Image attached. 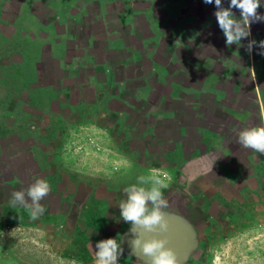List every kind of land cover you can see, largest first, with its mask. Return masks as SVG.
<instances>
[{
    "label": "rangeland",
    "instance_id": "1",
    "mask_svg": "<svg viewBox=\"0 0 264 264\" xmlns=\"http://www.w3.org/2000/svg\"><path fill=\"white\" fill-rule=\"evenodd\" d=\"M32 1L26 0L23 6L29 9ZM229 3L224 0V7ZM261 4L259 12L264 14V0ZM87 7L93 9L94 5ZM215 11L214 4L205 5L203 0H98V34L117 32L124 49L98 50V68L104 73L98 70L94 78L99 88L95 105L80 118L81 125L73 123L72 133L63 143L65 173L48 181L51 190L41 201L46 211L39 219L32 220L27 208L7 202L14 191L44 179V172H35L31 163L4 172L0 163V176L7 179L6 185L0 183V201L6 203H0V264H95L96 243L109 238L121 241L131 227L121 220L118 208L126 198L123 189L136 183L139 175H149L150 168L166 172L173 183L164 190L169 202L165 212L182 216L194 229L196 246L182 264H264V183L253 190L254 183L247 182L250 194L245 205L233 206L241 219L233 229L222 220L212 231L206 222L208 213L199 202L194 203L191 214L187 211H191L190 192H198L199 184L207 180L222 174L237 183L239 176H264V155L242 148L244 159L237 150L238 135L229 130L217 137L225 138L227 153H213L211 148L217 140L208 134L218 133L211 130L219 126L218 121H231L233 125L225 126L231 124L238 131L261 127L258 119L264 111L263 106L256 114L247 95V88L258 95L260 88L264 90V56L257 55V50L249 55L243 47H228ZM233 11L240 18V12ZM49 17L50 13L42 16ZM251 33L250 39L264 40V23L253 24ZM20 42L31 52H23L21 63L7 64L4 80H0V86L7 85L6 89L0 87V129L6 138L21 132L19 117L30 120L46 104L45 97L53 98L52 92L30 88L37 81L34 61L38 57H33L37 45ZM101 46L98 43V49ZM195 56L200 62L197 72L191 70ZM255 59L260 66L257 70ZM247 64L249 71L243 69ZM181 86L190 94L192 89L193 106L181 104L182 96L190 101V94ZM18 89L25 90L24 94ZM99 92H104L102 100ZM115 110L125 114L116 119L111 115ZM39 141L35 138L32 143ZM183 163L191 169H183ZM25 168L30 171L18 172ZM13 175L17 180L12 181ZM189 175L195 178L194 186L184 185ZM225 194L229 196L230 189ZM119 264L149 263L124 252Z\"/></svg>",
    "mask_w": 264,
    "mask_h": 264
},
{
    "label": "crops",
    "instance_id": "2",
    "mask_svg": "<svg viewBox=\"0 0 264 264\" xmlns=\"http://www.w3.org/2000/svg\"><path fill=\"white\" fill-rule=\"evenodd\" d=\"M87 1L86 3L85 0H34L28 9L27 6H23L26 0H0V80H4L6 74L4 68L7 64H10V62L21 63L22 57H24L23 52H31L26 43L20 42L24 40L30 42V45H37V55L35 53L33 56L38 57L34 61L37 81L30 83V88L35 90L36 87H39L43 92L53 93V98H50V96L44 98L45 101L47 100L46 104L33 113L29 117L30 120L25 122L21 117L18 118V122L21 124V132L6 138L0 129V163L5 166H0V168L3 167L4 172L15 170L13 169L14 166L31 163L35 172H44L43 177L47 182L61 176L60 172L65 173L63 164L67 161H65L64 155L62 157L63 143L72 133L73 123L81 125L80 118L84 114H88V109L95 105V94L98 95L99 88L98 80L94 78L95 76L98 77V70L102 74L104 73V69L98 68V50L99 52H106L124 49L121 41L122 37L117 32H110L106 36L104 33L98 34V0ZM90 4L94 5L93 9L87 7ZM44 13H50L47 20L42 18ZM175 23L178 24L176 19ZM98 43L102 44L99 49ZM25 46L26 49L24 50L23 47ZM195 59L196 61L191 65V70L194 69L197 72L200 62L198 56H195ZM209 64L208 59L207 68H209ZM0 87L5 88L7 85L3 82ZM183 91L185 94H190L189 89L184 90L183 87ZM19 92L24 94L25 90L21 89ZM103 94L104 92H99V98L104 96ZM192 96L191 89L189 103L188 100H183L187 98L185 95L180 99L181 104L184 101L187 102L186 104H190V107L193 106L194 99ZM238 98L242 99L243 95L239 96L238 94ZM48 99H54L55 102ZM102 99L100 98V100ZM256 100L259 109L262 108L264 105L261 96L256 94ZM118 104L125 106L124 103ZM14 108L18 109L16 104ZM116 111L118 110L111 112V115L115 116L116 119L125 114L123 111L119 113H116ZM105 114L103 113L101 116ZM258 120L259 126L262 127L261 118ZM218 123L219 126H213L211 129H214V131L216 129L218 133H209L208 135L212 136L213 140L216 136L217 142L211 147L215 149L213 153L219 152L225 155L227 150L222 142L225 138L220 137V140L217 139L218 134L224 136L226 131L229 130L228 133L237 135L238 129L232 126L231 121L220 120ZM226 123L232 125L229 124L230 126L226 127ZM0 124L2 125L1 119ZM35 138L40 140L36 145L32 143ZM56 141L59 143L58 146L55 145ZM235 146L232 145V147ZM242 148L239 145L237 150L247 160L246 153ZM33 149H35L34 153ZM5 161L11 165V168H7L6 165L8 164ZM198 163L201 162L198 161ZM186 164L183 163V169H191V166L188 169ZM21 171L30 170L27 168L18 170V172ZM261 172L263 171L261 170ZM2 177L0 176V183L6 185L3 182L7 179L3 180ZM10 178L12 181L17 180L14 175ZM218 178L207 180L202 185L199 184V191H196V193L191 191L192 198L189 201L191 211L187 209L191 214L193 207H196L194 203L199 202V207H202L206 211L205 213H208L207 226H210L214 232L219 228V221L227 220L230 229L235 228L238 222L241 221L235 214L236 210L233 206L236 203L245 205L246 195L250 194L247 192V182L254 183L251 188L253 190L262 187L264 183V176L255 173L239 176L237 183L227 180L222 174ZM220 178L222 179L221 182ZM166 182L169 187L173 185L170 177ZM186 183L185 181L184 185ZM175 187L178 186L175 185ZM225 189H230L229 196L225 194ZM233 189L234 192H232ZM195 196L196 198H193ZM0 203L6 204L4 200ZM179 217L182 218V216ZM224 230L227 232L228 228L226 227Z\"/></svg>",
    "mask_w": 264,
    "mask_h": 264
},
{
    "label": "clouds",
    "instance_id": "3",
    "mask_svg": "<svg viewBox=\"0 0 264 264\" xmlns=\"http://www.w3.org/2000/svg\"><path fill=\"white\" fill-rule=\"evenodd\" d=\"M205 5H215L213 15L219 29L226 38V45L243 47L249 55L256 51L257 55L264 56V40L250 39L251 26L255 23H264V14L259 12L261 0H230L228 7H224V0H203ZM233 9L240 12L237 18ZM247 40L246 45L242 41ZM260 118L264 121V111ZM238 143L245 149H251L264 155V127H251L238 131ZM149 175L141 174L137 182L124 188L125 199L119 202L120 217L123 222L129 223L134 239L129 247L132 254L139 251L150 264H180L176 253L168 247V240L153 235L144 239L146 234H163L169 231L165 209L169 202L164 190L169 187L166 179L158 175L159 170L149 169ZM195 178L187 177L190 187ZM51 186L46 179H36L27 189L14 191L9 201L12 207H24L29 210L32 220H37L46 209L41 204L50 193ZM188 189L186 188L185 191ZM140 229V232L136 230ZM125 249L122 241L114 238L101 240L95 245V264H119ZM73 264H76L73 261Z\"/></svg>",
    "mask_w": 264,
    "mask_h": 264
},
{
    "label": "water",
    "instance_id": "4",
    "mask_svg": "<svg viewBox=\"0 0 264 264\" xmlns=\"http://www.w3.org/2000/svg\"><path fill=\"white\" fill-rule=\"evenodd\" d=\"M166 218L169 224V231L163 234H146L144 239H150L151 236L156 235L158 238L167 239L168 240V247L171 248L179 258L180 264L186 261L187 257L191 253V251L196 246L195 241V232L192 226L186 222L183 218L171 214L166 213ZM140 232V229L136 230ZM134 235L131 232V227H129L122 236V247L125 249V253H129L134 255L138 258H141L143 261L150 264V261L143 257L142 254L137 251L136 253L132 254L131 248L129 247L130 241L134 239Z\"/></svg>",
    "mask_w": 264,
    "mask_h": 264
},
{
    "label": "trees",
    "instance_id": "5",
    "mask_svg": "<svg viewBox=\"0 0 264 264\" xmlns=\"http://www.w3.org/2000/svg\"><path fill=\"white\" fill-rule=\"evenodd\" d=\"M212 21V20H211ZM167 24V23H166ZM212 29V28H211ZM193 35V34H192ZM168 36H169V39H172V37L170 38V35L168 34ZM218 39V38H217ZM172 41V40H171ZM168 43H171L170 42V40L168 41ZM168 50L170 51V49L168 48ZM256 60L257 59H255V63H256ZM246 66V67H245ZM257 68L259 69L260 68V66H259V63H256V70H257ZM243 69H247V71H249V68H248V64L247 65H244L243 66ZM250 73V72H249ZM250 79H251V75H250ZM249 79V81H251ZM258 85L260 86V84L258 83ZM247 91H248V97L249 98H251L250 100H249V103L253 106V108H254V112L256 113V114H258V112H260L259 111V106H258V104H257V100H256V93H254V91L252 90V87H251V89L250 88H247ZM260 96H261V99H262V102H263V105H264V90H263V88H260ZM243 95V97H244V95H245V92H244V94H242ZM242 95H240L239 94V96H242ZM238 96V95H237ZM239 99V98H238Z\"/></svg>",
    "mask_w": 264,
    "mask_h": 264
},
{
    "label": "built area",
    "instance_id": "6",
    "mask_svg": "<svg viewBox=\"0 0 264 264\" xmlns=\"http://www.w3.org/2000/svg\"><path fill=\"white\" fill-rule=\"evenodd\" d=\"M158 175H162L166 181L169 179V175L166 172L159 171Z\"/></svg>",
    "mask_w": 264,
    "mask_h": 264
}]
</instances>
